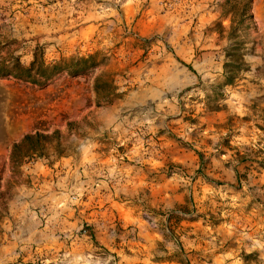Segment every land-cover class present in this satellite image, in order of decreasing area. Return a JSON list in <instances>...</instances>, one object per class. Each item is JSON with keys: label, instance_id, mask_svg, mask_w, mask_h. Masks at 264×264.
<instances>
[{"label": "rangeland", "instance_id": "rangeland-1", "mask_svg": "<svg viewBox=\"0 0 264 264\" xmlns=\"http://www.w3.org/2000/svg\"><path fill=\"white\" fill-rule=\"evenodd\" d=\"M244 1L0 0V63L26 65L34 52L46 64L87 55L97 61L43 85L0 76V232L17 213L71 239L68 247H45L57 258L36 264H264V130L236 129L242 105L253 114L248 122L264 123V0L257 14L249 0L250 16L240 23L229 8ZM231 45L240 58L226 55ZM183 46H223L222 63L237 66L232 82L217 87L221 74L121 105L125 95H146L145 86L163 88L179 70L193 78ZM253 46H262L254 71L242 57ZM245 81L256 95L244 104ZM181 95L167 110L166 98ZM195 107L235 110L199 137ZM34 133L40 136L13 152ZM81 156L89 158L91 180L73 186L64 162ZM99 156L141 167L151 189L126 195V171L101 166ZM59 192L64 210L53 207ZM129 198L132 211L115 203ZM70 219L76 223L67 229Z\"/></svg>", "mask_w": 264, "mask_h": 264}, {"label": "crops", "instance_id": "crops-1", "mask_svg": "<svg viewBox=\"0 0 264 264\" xmlns=\"http://www.w3.org/2000/svg\"><path fill=\"white\" fill-rule=\"evenodd\" d=\"M259 4L260 2L258 0H254L253 3V13L257 14L259 13ZM223 46H183V54L185 56L189 57V65L191 69H195V75L192 78L191 76H187V74H182V70H179L174 76L170 78V80L166 81V84L163 88H159L157 85L153 84L150 86H145L143 90L145 91V94L136 92L135 94H129L125 95L123 97V103H118L121 105H132L133 100H143V97L145 96V99L148 97H161V94L166 91L165 94H174L177 92L178 89H182L186 86H189L191 84H194L197 81H200L201 83L204 82H212L213 80H218L221 78V74L225 75V72L222 69L221 63L223 61L222 58L223 55H219L218 51ZM262 46H253L252 53L249 55H242L243 60L248 63L250 70L254 71L255 67L259 64L260 60L256 53L260 52ZM195 50V54L192 52ZM182 51V50H181ZM217 56V57H216ZM192 78V79H191ZM169 82V83H168ZM240 92L239 96L241 102H244V104L247 102V100L250 97H253V95H256L251 90V86L248 84L247 81H245L244 85H239ZM244 89H250L249 91H246ZM199 93V92H197ZM201 95V93H199ZM136 98V99H134ZM164 105H166L167 110H171L173 107H175V104H177V101L183 99L182 95L180 97L176 98H166ZM200 111H199V110ZM239 110V115L243 119L240 123V127L236 128L237 130H248V125L253 126L258 131L264 130V123L262 120H255L254 124L253 122H248V120H251L252 112L247 108V105H242V108ZM245 109V110H242ZM235 109L227 108L226 110H206L205 108H194L191 112L192 117L195 116L197 120H195L194 124L196 126L194 128V133L200 137L206 136L204 134V131H207V129H214V124L223 123L228 115L231 113H234ZM195 111V115H194ZM197 113V116H196ZM185 126L189 124H185V122H181ZM192 124V123H191ZM197 127V128H196ZM189 131H191L189 128H187ZM241 135L237 136V138H245L242 133ZM70 159V158H69ZM75 159V158H74ZM71 159L70 161L67 159V162H64L67 164V177L69 182L73 184V186L77 185H83V183H89L91 180L88 176L87 172L85 171L84 167L88 162L89 158H85L84 156L78 157V159ZM97 161L100 162L101 166L110 167L111 169H116L115 163L119 164L117 165V169L119 172L125 178V184L121 187V190L123 189L124 193L130 197H132L134 194H138V192L143 189L144 191L146 189H151V180L150 178L142 171L141 167H135L132 164H121L118 163L115 158L110 156H99L97 157ZM100 185H103V181H99ZM54 195L52 197L53 201V207L55 210H64L65 207H63V204L65 203V200L61 195ZM130 201L129 199H125L121 202H115L117 205H121L122 209H127L129 211H132V207L128 205L127 203ZM134 201V199H133ZM13 215H10L11 221L9 220V226L5 228V230L0 232V264H36V261L41 258H47L49 261L50 259H56L57 253L48 254L46 255L45 247H51V249L54 247H59L62 244H65V247L70 245L72 243L71 239H59L56 235H48L43 230V227L39 225V223L34 220L33 218H27L21 216L22 218L17 215V213H12ZM68 215V214H67ZM18 219H16V218ZM76 223L75 219H70V221L67 220L66 228L72 229L74 228V225ZM82 243L84 244L82 247L87 248V240L81 239ZM89 242V241H88ZM44 249V250H42ZM83 252L80 251L79 254ZM88 252H90L88 250ZM62 255H72V252L69 251H63L61 252ZM52 264H56L53 262Z\"/></svg>", "mask_w": 264, "mask_h": 264}, {"label": "trees", "instance_id": "trees-1", "mask_svg": "<svg viewBox=\"0 0 264 264\" xmlns=\"http://www.w3.org/2000/svg\"><path fill=\"white\" fill-rule=\"evenodd\" d=\"M248 2L249 0H245L240 6L236 7L235 5H231L229 8V11H232L234 15L238 16L240 23L244 17L250 16L247 14ZM226 55L241 56V52L237 46L231 45L227 47ZM96 64L97 61L92 55H87L84 57H70L67 59L61 58L53 61L52 63L46 64L42 59V56L37 55L34 52L32 59L26 65L20 63L18 59H13L10 64L0 63V76L9 75L33 84L43 85L48 78L56 73L65 71L67 74L75 76L85 73L87 69L95 66ZM222 66L228 74H225L223 82L217 86L219 88H221L224 84L232 82L234 72L237 69V66L230 61L223 62ZM39 136L40 134L38 133H34L33 135H23L18 143L13 144V152L25 142L32 138H38Z\"/></svg>", "mask_w": 264, "mask_h": 264}]
</instances>
